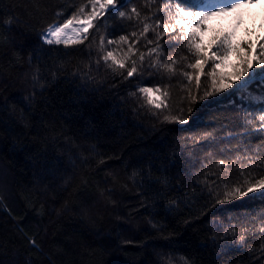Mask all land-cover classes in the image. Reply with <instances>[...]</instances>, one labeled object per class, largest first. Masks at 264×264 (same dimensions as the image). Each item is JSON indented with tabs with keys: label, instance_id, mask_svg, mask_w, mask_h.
Returning a JSON list of instances; mask_svg holds the SVG:
<instances>
[{
	"label": "trees",
	"instance_id": "1",
	"mask_svg": "<svg viewBox=\"0 0 264 264\" xmlns=\"http://www.w3.org/2000/svg\"><path fill=\"white\" fill-rule=\"evenodd\" d=\"M218 1L181 6L200 12ZM89 2L0 0V264H264V201L242 186L245 166L264 160V133L250 131L264 82L205 97L211 62L202 72L189 67L197 59L175 25L151 39L168 70L128 77V65L105 61L110 33L145 31L137 20L150 4L163 14L177 0H131L137 18L106 14L82 43L42 40ZM201 23L184 32L206 31ZM261 40H230L237 63L230 75L216 69L221 83H238L241 57L251 64ZM197 44L206 56L201 37ZM184 72L200 76L199 88ZM152 82L165 87L166 107L139 91ZM235 187L246 195H226ZM241 235L242 248L233 243Z\"/></svg>",
	"mask_w": 264,
	"mask_h": 264
},
{
	"label": "snow or ice",
	"instance_id": "2",
	"mask_svg": "<svg viewBox=\"0 0 264 264\" xmlns=\"http://www.w3.org/2000/svg\"><path fill=\"white\" fill-rule=\"evenodd\" d=\"M131 0H90L91 11L88 13L86 18L77 20L76 15H73L71 18L66 20L63 24L59 26L50 27L46 33L42 34L44 41L51 45L53 43L59 45L64 43L65 45H71L74 43H82L84 39L87 38V34L89 29L94 26L95 20L99 19L102 16H105L108 13H115L119 11V8L123 6L125 3H130ZM239 0H228L227 4L218 5V10L223 12L227 9V7H231L235 3H238ZM184 3L185 6H188L187 0H177L175 3L176 14L178 15V19H176V25L180 26L181 32L183 35L181 39L187 41V49L193 56L197 59V63L190 64L189 67L193 69L194 72L201 71L204 69L206 65L211 62L213 65L217 63L218 60H222L226 58L232 45L229 40L228 34H225L221 37L218 42L214 45V50L211 55L205 56L203 54L202 49L198 46L197 41L199 40V36L196 32H184V29L189 25L195 23L199 24L201 28L205 27L201 21L204 19L206 13L204 11L201 12H193L186 11V7H182L181 4ZM135 12V9H132ZM79 13H84V8L81 7L79 9ZM207 14H210L207 13ZM119 17L124 18L125 12L119 11ZM169 18H172L171 11L169 7ZM187 20V24L184 21ZM145 32L148 31V26L145 25ZM169 25H164V32H169ZM175 31L173 27L171 29ZM71 31V37L68 36V32ZM120 39L122 41L126 40V37L121 36ZM113 41L109 40L108 43L111 44ZM243 47L249 49L247 43L243 44ZM251 51V49H249ZM109 57H112V53L109 52L107 56L104 57L105 61L108 60ZM143 59V57H141ZM114 63L119 68H124V63L122 61H115ZM166 68H170V65H164ZM137 73V68L135 66L132 67L130 71H128L127 76L133 77L134 74ZM183 75L187 77L189 81L195 79L197 81V87L199 88L200 84V76H192L188 72H184ZM212 77L211 88L212 91H206L204 93L205 97L212 96L214 93H225L227 95L235 94L236 92H243L248 89L254 82H264V40H261L258 46V50L256 52L255 58L250 64L248 60L244 57H241V69L237 72V82L229 81L225 83H221L216 76V68L212 67L211 72L208 73ZM235 84V87L232 88V93H226V89L232 87ZM139 91L146 96H149V103L154 105L156 109H161L162 107H166L164 100L160 97H156L152 99L151 96L154 93H161V96L166 97L167 93L162 92L159 85L155 88L152 87H141ZM222 97L217 96L216 99L219 100ZM193 101L196 100V97L193 96L191 98ZM261 101L264 102V90H262V95L260 97ZM260 114L258 117H254V120H258L259 124L256 128L250 129L251 132H259L264 133V103L261 104L259 109ZM165 121L176 122L177 117L172 115H166L163 117ZM182 122V121H181ZM251 123V121H249ZM253 139H257L258 137L253 136ZM246 151V150H245ZM239 159V157H237ZM219 165L227 167L225 165V161L221 160L218 162ZM234 163V161H233ZM249 171H247L246 178L242 181V186L247 187V193H251L250 198L256 199L259 197L262 201H264V160H261L259 163H256L254 160L250 161L248 165L245 166ZM241 177H245V170L241 169L239 175L236 177L234 183L240 185ZM258 177V178H257ZM229 179L231 180V174L229 175ZM155 182V181H153ZM226 195L235 196V197H243L246 195L244 191L241 190V187H235L232 192L227 193ZM264 231V230H262ZM246 242V237L241 235L239 237V241H233L236 247H243V243ZM30 246L36 248L35 243L30 242ZM37 251H42V249L37 248ZM51 260V257H49ZM26 264H31V260L26 261Z\"/></svg>",
	"mask_w": 264,
	"mask_h": 264
},
{
	"label": "rangeland",
	"instance_id": "3",
	"mask_svg": "<svg viewBox=\"0 0 264 264\" xmlns=\"http://www.w3.org/2000/svg\"><path fill=\"white\" fill-rule=\"evenodd\" d=\"M218 2H222V5H224L228 3V0H220ZM236 4H245V7L242 9H240V7L239 9H236L237 13L234 12L232 14H228V10L233 6H236ZM153 8L156 9L153 4L148 6V12L146 13H149V17H147L146 14H141L139 16L135 10L136 18L139 16V20L137 21L142 20V25L144 22V25L148 26V34L145 31H140L134 24L133 28L127 32L118 30L117 32L110 33L111 36L106 40L107 55L109 52L112 53V57H109V59L112 62H114V60L122 61L124 65H128L130 70L133 66H135L137 68V72L140 74L139 76L143 79H148L151 73H153V71H150L153 68L158 71H166L169 69L164 67V65L170 64L168 54L155 48L154 45L156 44H154L151 40L155 39L154 35H156L155 32L158 31V27L164 26L165 24L172 27L174 25L179 26L175 23L176 19L179 18L176 14V10L173 11V9H170L172 18H169V9L164 8L163 14H158L154 12ZM132 9H134V7L131 6V3H125L119 8V11L126 12V10H129L131 12ZM90 11L91 4L89 2L88 9L84 10L83 14L80 13L76 15L77 20L86 18ZM119 11L115 13L119 14ZM202 11L206 13L203 21L207 23V29L206 31L205 29H200L198 36L201 37L203 44L206 46V56L212 54L215 43L218 42L220 39L219 37H223V33L228 34L229 40L232 41L235 38L244 39V37H251L255 40H259V38H261L264 40V0H239L238 3H235L231 7H227V9L223 12L219 11L218 7L213 6L205 8ZM209 12L210 14H207ZM115 13H111V15H114ZM69 18L49 25L43 30L42 34L46 33L47 30L54 25L59 26L63 24ZM184 23L187 24V20H185ZM191 28H195V23L187 27V29ZM151 32H153V35H151ZM42 34L41 38L44 41ZM71 35V31H69L68 36L71 37ZM121 36L126 37V40L122 41L120 39ZM213 36L216 37L212 38ZM109 40L113 42L109 44ZM208 42L213 43V46H211L212 48L207 49V47H209ZM141 57H143V59H141ZM235 63H237L236 55L233 48H231L226 58L218 60L215 65L211 63L208 67H215L217 70L221 71L220 73L227 72L225 74L230 75V72L233 73ZM157 85H159L162 92H166L165 87L161 84H155L153 82L151 84H141L139 87L155 88ZM143 95L149 101V96H146L145 94ZM156 97H160L164 100V103H166V97L161 96V93H154L151 96L152 99H155Z\"/></svg>",
	"mask_w": 264,
	"mask_h": 264
}]
</instances>
